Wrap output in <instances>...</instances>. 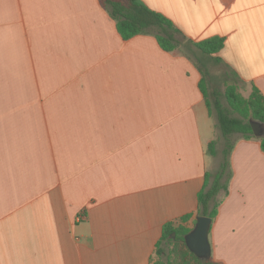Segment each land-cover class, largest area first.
Masks as SVG:
<instances>
[{
    "label": "crops",
    "instance_id": "1",
    "mask_svg": "<svg viewBox=\"0 0 264 264\" xmlns=\"http://www.w3.org/2000/svg\"><path fill=\"white\" fill-rule=\"evenodd\" d=\"M139 1L178 50L124 40L101 0H0V264H155L166 225L194 229L219 131L196 63L264 96V0ZM213 38L220 63L187 45ZM231 162L211 258L264 264L260 140Z\"/></svg>",
    "mask_w": 264,
    "mask_h": 264
},
{
    "label": "trees",
    "instance_id": "2",
    "mask_svg": "<svg viewBox=\"0 0 264 264\" xmlns=\"http://www.w3.org/2000/svg\"><path fill=\"white\" fill-rule=\"evenodd\" d=\"M101 3L116 22L117 30L124 40H130L138 35H151L168 53L174 52L182 46L180 32L173 22L151 10L141 1L101 0ZM187 45L195 46L215 62H222V59L217 55L224 47L223 39L213 38L200 43L189 40ZM196 64L202 74L200 89L204 94L209 113L211 116L215 113L217 129L226 140V147L223 150L224 160L219 170L215 174L210 172L206 174L205 185L198 195L199 215L210 217L214 221L221 204L217 201L218 196L222 193L229 194V184L232 178L230 155L234 147V142H229L230 138L238 134L246 140L256 138L250 122L254 120L264 124V96L259 89L253 87L251 95L245 98L238 92L237 84L227 85L224 92L216 86L210 89V76L206 65L201 61ZM223 98L226 99L228 107L223 104ZM259 140L264 152V137ZM217 144L218 142L214 140L208 147V152L212 157L217 156ZM189 219L190 217H185L183 221L186 222ZM191 231L192 229L184 226L166 225L163 237L157 245L159 260L155 264H219L212 258L202 260L190 252L185 237ZM173 235L176 236L175 239L172 238ZM165 243L173 246V250L169 254L162 248Z\"/></svg>",
    "mask_w": 264,
    "mask_h": 264
},
{
    "label": "rangeland",
    "instance_id": "3",
    "mask_svg": "<svg viewBox=\"0 0 264 264\" xmlns=\"http://www.w3.org/2000/svg\"><path fill=\"white\" fill-rule=\"evenodd\" d=\"M204 64L206 65L205 62H204ZM206 67H207L208 74L210 76V78H209L210 79V83H209L210 89H212L213 86L214 87L216 86L219 88V90L224 92L227 85L237 84L238 88H239L238 92L241 93V95L244 96L245 98L249 97L247 89L243 86V84L241 82H239L238 79L234 78V76L229 72V70L224 65L212 62L208 66L206 65ZM222 102L226 107H228V104H227L225 98L222 99ZM235 116L237 117V115H235ZM212 119H213V122L215 124L216 129H217L215 113H213ZM214 139L218 142V144H217L218 145L217 146L218 152H217V156L214 158V162H213V164L210 168V171H209L211 174H215L219 170V168H220V166L224 160L223 150L226 147V140L222 137L220 131H218V133ZM240 139H243V138L239 134L234 135L230 138L229 142H234V144H233L234 147L232 149V152L235 149L236 143ZM257 139L258 138H254L252 140H257ZM232 152H231V155H232ZM231 155H230V171L232 173V178H231V180H232L233 175H234V171H233V166H232V162H231ZM230 184H231V181H230ZM230 184H229V189H230ZM228 195H224V193L220 194L218 196L217 201L221 202V204H222V202H224V200L228 197ZM175 237L176 236L173 235L172 238L175 239ZM172 248H173L172 244L165 243V245L163 246V249L165 250V252L167 254L171 253V251L173 250Z\"/></svg>",
    "mask_w": 264,
    "mask_h": 264
},
{
    "label": "water",
    "instance_id": "4",
    "mask_svg": "<svg viewBox=\"0 0 264 264\" xmlns=\"http://www.w3.org/2000/svg\"><path fill=\"white\" fill-rule=\"evenodd\" d=\"M250 125L256 138L261 139L264 137L263 123L252 120ZM212 223L213 220L210 217L199 215L196 218L194 229L185 237L190 252L202 260H210L212 257L209 238Z\"/></svg>",
    "mask_w": 264,
    "mask_h": 264
}]
</instances>
